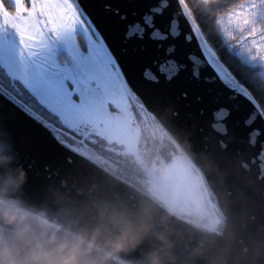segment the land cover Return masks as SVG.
Here are the masks:
<instances>
[{"label":"snow or ice","instance_id":"obj_1","mask_svg":"<svg viewBox=\"0 0 264 264\" xmlns=\"http://www.w3.org/2000/svg\"><path fill=\"white\" fill-rule=\"evenodd\" d=\"M210 19L189 0H0V138L26 183L33 165L21 163L18 129L73 151L74 136L146 103L129 63L147 83L178 85V100L208 99L225 130L264 136V0H236L215 32Z\"/></svg>","mask_w":264,"mask_h":264},{"label":"water","instance_id":"obj_2","mask_svg":"<svg viewBox=\"0 0 264 264\" xmlns=\"http://www.w3.org/2000/svg\"><path fill=\"white\" fill-rule=\"evenodd\" d=\"M126 70L146 103L134 102L159 142L167 138L182 154L206 214L180 213L73 144L68 152L27 125L17 136L21 163L33 165L29 178L26 183L25 169L12 163L0 138V196L69 229L94 217L99 206L117 211L137 231L132 243L112 253L129 264H151L153 253L159 264H264V136L258 140L232 124L225 130L213 120L208 99L178 100V85L147 83L134 63ZM21 170L16 183H4ZM188 215L206 216L208 222Z\"/></svg>","mask_w":264,"mask_h":264},{"label":"clouds","instance_id":"obj_3","mask_svg":"<svg viewBox=\"0 0 264 264\" xmlns=\"http://www.w3.org/2000/svg\"><path fill=\"white\" fill-rule=\"evenodd\" d=\"M22 175L21 170L17 177L6 176L4 183H16ZM136 238L133 223L107 206H99L78 227L61 229L43 214L0 196V264H106L114 251ZM151 264H159L155 253Z\"/></svg>","mask_w":264,"mask_h":264},{"label":"rangeland","instance_id":"obj_4","mask_svg":"<svg viewBox=\"0 0 264 264\" xmlns=\"http://www.w3.org/2000/svg\"><path fill=\"white\" fill-rule=\"evenodd\" d=\"M89 133L104 137L111 143L114 142L112 148L117 152L122 151L134 154L136 163L144 169L143 173L149 185L144 186L147 192L158 199L171 201L183 200L182 195L184 194V189L182 187V181L183 178L187 177L183 175V171H180L184 161L182 154H180L169 140H165L161 144L157 154H151L150 144L154 139L152 126L149 120L138 112L133 101L127 111L119 116L113 124L81 132V134ZM73 144L81 151L91 154L98 161L105 162L104 158L93 152L82 142H73ZM171 181L172 183H170ZM188 216L199 222H208V217L206 216Z\"/></svg>","mask_w":264,"mask_h":264},{"label":"trees","instance_id":"obj_5","mask_svg":"<svg viewBox=\"0 0 264 264\" xmlns=\"http://www.w3.org/2000/svg\"><path fill=\"white\" fill-rule=\"evenodd\" d=\"M215 2L216 0H189L190 5L197 13L203 12L206 16L211 17L207 25V28H206V30L211 31V32L216 31L215 17L218 14L230 9L236 3V0H226L225 8H214L212 5ZM133 103L136 109L138 110V112H140L144 117H146V114L144 113L142 108L137 106L134 101ZM153 133H154V139L152 140L150 144L151 146L150 152L151 154L153 153L157 154L159 152V149L162 143L159 142L154 130H153ZM165 140H168V139L166 138ZM71 141L77 142V143L82 142L84 145L88 146L93 152L97 153L98 155H100L102 158L105 159V162L99 161L100 163L107 165L114 172L131 180L139 187L144 189V186H149L145 178V174L143 173L144 169L141 168L142 166L136 163L135 161L136 158L134 154L130 152H122V151L117 152L113 150L112 147L114 146V142L111 143L108 140H106L104 137H100L92 133H89V134L80 133L79 135L74 136ZM73 142H71V144H73ZM87 154L93 157L91 154L89 153ZM52 226L56 227L58 225L52 223ZM4 227L10 228L11 226L6 225ZM60 228L63 229L62 227ZM106 264H129V263L121 260L120 258L114 255H111L110 257H108Z\"/></svg>","mask_w":264,"mask_h":264},{"label":"crops","instance_id":"obj_6","mask_svg":"<svg viewBox=\"0 0 264 264\" xmlns=\"http://www.w3.org/2000/svg\"><path fill=\"white\" fill-rule=\"evenodd\" d=\"M180 169H181L180 171H183V175L187 177V178H183V181H182V187L184 189V194L182 195L183 200L182 201H171V200H163V199L162 200L166 204L171 206L174 210L180 213L196 214V215L203 216L204 214H206L203 196L200 194L199 188L197 187V185H193L190 182V179H189L190 171H189L188 166L183 163L182 168ZM170 183H172V181Z\"/></svg>","mask_w":264,"mask_h":264}]
</instances>
